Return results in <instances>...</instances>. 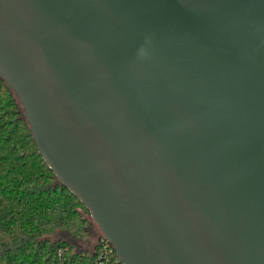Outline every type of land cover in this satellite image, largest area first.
Wrapping results in <instances>:
<instances>
[{"label": "water", "instance_id": "water-1", "mask_svg": "<svg viewBox=\"0 0 264 264\" xmlns=\"http://www.w3.org/2000/svg\"><path fill=\"white\" fill-rule=\"evenodd\" d=\"M0 77L121 264H264V0H0Z\"/></svg>", "mask_w": 264, "mask_h": 264}, {"label": "trees", "instance_id": "trees-1", "mask_svg": "<svg viewBox=\"0 0 264 264\" xmlns=\"http://www.w3.org/2000/svg\"><path fill=\"white\" fill-rule=\"evenodd\" d=\"M89 214L58 180L30 133L18 99L0 77V264H97L57 231L84 239Z\"/></svg>", "mask_w": 264, "mask_h": 264}, {"label": "rangeland", "instance_id": "rangeland-1", "mask_svg": "<svg viewBox=\"0 0 264 264\" xmlns=\"http://www.w3.org/2000/svg\"><path fill=\"white\" fill-rule=\"evenodd\" d=\"M83 216L89 222L87 227L88 236L84 239H78L65 231H57L50 235V239H63L67 241L76 251H87L90 252L93 250L95 243L98 240V236L102 235L100 228L98 225L91 219L90 215L83 214Z\"/></svg>", "mask_w": 264, "mask_h": 264}, {"label": "built area", "instance_id": "built-area-1", "mask_svg": "<svg viewBox=\"0 0 264 264\" xmlns=\"http://www.w3.org/2000/svg\"><path fill=\"white\" fill-rule=\"evenodd\" d=\"M97 254V264H121L114 248L102 235L98 238L92 251Z\"/></svg>", "mask_w": 264, "mask_h": 264}, {"label": "flooded vegetation", "instance_id": "flooded-vegetation-1", "mask_svg": "<svg viewBox=\"0 0 264 264\" xmlns=\"http://www.w3.org/2000/svg\"><path fill=\"white\" fill-rule=\"evenodd\" d=\"M98 238H99V236H98Z\"/></svg>", "mask_w": 264, "mask_h": 264}]
</instances>
